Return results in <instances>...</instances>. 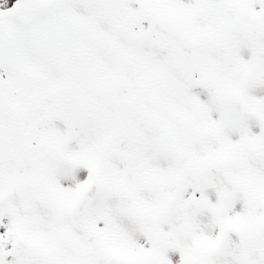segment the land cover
<instances>
[{"label": "snow or ice", "instance_id": "snow-or-ice-1", "mask_svg": "<svg viewBox=\"0 0 264 264\" xmlns=\"http://www.w3.org/2000/svg\"><path fill=\"white\" fill-rule=\"evenodd\" d=\"M0 264H264V0H0Z\"/></svg>", "mask_w": 264, "mask_h": 264}]
</instances>
